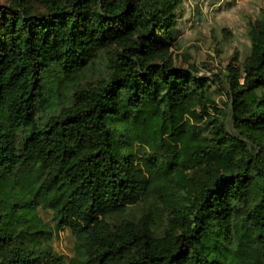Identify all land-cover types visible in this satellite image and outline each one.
<instances>
[{
	"label": "trees",
	"instance_id": "trees-1",
	"mask_svg": "<svg viewBox=\"0 0 264 264\" xmlns=\"http://www.w3.org/2000/svg\"><path fill=\"white\" fill-rule=\"evenodd\" d=\"M181 1L0 4V264H264V20L227 67L235 135L198 128L215 107L171 60Z\"/></svg>",
	"mask_w": 264,
	"mask_h": 264
},
{
	"label": "rangeland",
	"instance_id": "rangeland-1",
	"mask_svg": "<svg viewBox=\"0 0 264 264\" xmlns=\"http://www.w3.org/2000/svg\"><path fill=\"white\" fill-rule=\"evenodd\" d=\"M9 1L0 0V4ZM176 15L174 41L170 47L172 63L193 70L198 77L208 78L212 85L211 104L215 108L209 107L205 110L207 113L198 110L202 121L195 126L200 128L206 124V115L215 116L226 122L228 133L235 135L230 119L227 67L231 65L242 78L243 64L250 52L251 25L264 20V0H182ZM168 208V203H157L162 222L168 221ZM38 217L49 227V233L40 236L41 245L68 261L73 256L74 236L67 229L55 231L50 212L39 210Z\"/></svg>",
	"mask_w": 264,
	"mask_h": 264
}]
</instances>
